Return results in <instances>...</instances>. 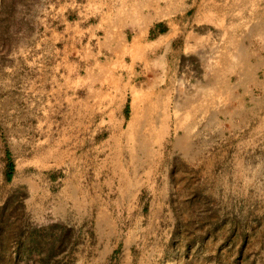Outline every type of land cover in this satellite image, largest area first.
Listing matches in <instances>:
<instances>
[{
  "label": "rangeland",
  "instance_id": "rangeland-1",
  "mask_svg": "<svg viewBox=\"0 0 264 264\" xmlns=\"http://www.w3.org/2000/svg\"><path fill=\"white\" fill-rule=\"evenodd\" d=\"M54 1L0 0V95L30 92L24 32L33 46ZM255 27L252 62L222 94L190 57V78L159 102L129 100L67 180L61 166L37 182L41 192L0 182V264H264V25ZM13 167L23 171L22 158L8 157Z\"/></svg>",
  "mask_w": 264,
  "mask_h": 264
},
{
  "label": "crops",
  "instance_id": "crops-1",
  "mask_svg": "<svg viewBox=\"0 0 264 264\" xmlns=\"http://www.w3.org/2000/svg\"><path fill=\"white\" fill-rule=\"evenodd\" d=\"M49 7L33 46L24 32L30 92L0 95L7 144L0 182L39 192L48 170L69 167L59 173L64 181L73 174L94 134L109 133L105 123L124 117L129 100L159 102L190 78L185 59L196 57L203 80L222 94L239 64L248 69L255 24L264 25V0H55ZM15 156L23 171L8 168Z\"/></svg>",
  "mask_w": 264,
  "mask_h": 264
},
{
  "label": "bare ground",
  "instance_id": "bare-ground-1",
  "mask_svg": "<svg viewBox=\"0 0 264 264\" xmlns=\"http://www.w3.org/2000/svg\"><path fill=\"white\" fill-rule=\"evenodd\" d=\"M113 117V116H112ZM134 126V125H133ZM119 151V150H118ZM117 165V164H116Z\"/></svg>",
  "mask_w": 264,
  "mask_h": 264
}]
</instances>
